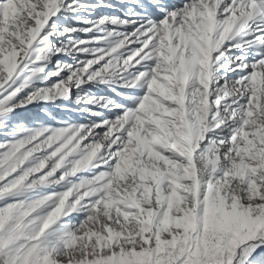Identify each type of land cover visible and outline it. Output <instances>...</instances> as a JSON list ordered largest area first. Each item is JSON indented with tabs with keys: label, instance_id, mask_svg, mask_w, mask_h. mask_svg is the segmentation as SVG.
Wrapping results in <instances>:
<instances>
[{
	"label": "snow or ice",
	"instance_id": "1",
	"mask_svg": "<svg viewBox=\"0 0 264 264\" xmlns=\"http://www.w3.org/2000/svg\"><path fill=\"white\" fill-rule=\"evenodd\" d=\"M0 264H264V0H0Z\"/></svg>",
	"mask_w": 264,
	"mask_h": 264
}]
</instances>
